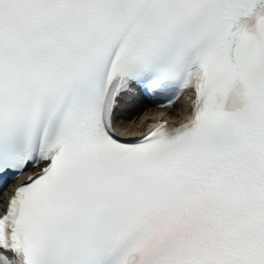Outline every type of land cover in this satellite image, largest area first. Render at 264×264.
<instances>
[{"label": "snow or ice", "instance_id": "1", "mask_svg": "<svg viewBox=\"0 0 264 264\" xmlns=\"http://www.w3.org/2000/svg\"><path fill=\"white\" fill-rule=\"evenodd\" d=\"M0 264H264V0H0Z\"/></svg>", "mask_w": 264, "mask_h": 264}, {"label": "bare ground", "instance_id": "2", "mask_svg": "<svg viewBox=\"0 0 264 264\" xmlns=\"http://www.w3.org/2000/svg\"><path fill=\"white\" fill-rule=\"evenodd\" d=\"M180 109V107H178ZM179 111L178 109H174L171 111H165L164 112V116L166 118H176L179 115ZM139 116H134L130 119H126L123 123H122V128H126L128 131H133V132H138V126L143 122L144 116L141 115L140 118H138Z\"/></svg>", "mask_w": 264, "mask_h": 264}]
</instances>
